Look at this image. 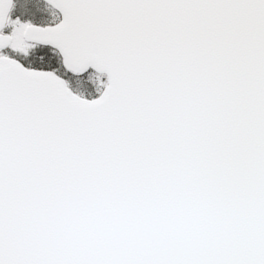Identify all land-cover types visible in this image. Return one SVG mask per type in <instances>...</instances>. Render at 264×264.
<instances>
[{
    "label": "snow or ice",
    "instance_id": "1",
    "mask_svg": "<svg viewBox=\"0 0 264 264\" xmlns=\"http://www.w3.org/2000/svg\"><path fill=\"white\" fill-rule=\"evenodd\" d=\"M0 0V264H264V0Z\"/></svg>",
    "mask_w": 264,
    "mask_h": 264
},
{
    "label": "trees",
    "instance_id": "2",
    "mask_svg": "<svg viewBox=\"0 0 264 264\" xmlns=\"http://www.w3.org/2000/svg\"><path fill=\"white\" fill-rule=\"evenodd\" d=\"M37 6L39 9L37 12H39V15L41 14V8H46V19L42 20L40 17L38 18L37 15L30 13L29 11L23 9V8H31ZM43 9V8H42ZM57 10H55L53 7H51L49 4L44 2L43 0H16V7L12 10L11 15L13 18L20 16L21 19H32L34 22L37 23H43V22H51L55 19V13Z\"/></svg>",
    "mask_w": 264,
    "mask_h": 264
},
{
    "label": "rangeland",
    "instance_id": "3",
    "mask_svg": "<svg viewBox=\"0 0 264 264\" xmlns=\"http://www.w3.org/2000/svg\"><path fill=\"white\" fill-rule=\"evenodd\" d=\"M42 8H41V11H40V13H41L40 15H39V12H37L38 9H39L37 6L33 7V9H31V8H23V9L29 11L30 13H33V14L37 15L38 18L40 17L42 20H45L46 19V16H45L46 14L45 13H46L47 10L44 7H42Z\"/></svg>",
    "mask_w": 264,
    "mask_h": 264
},
{
    "label": "water",
    "instance_id": "4",
    "mask_svg": "<svg viewBox=\"0 0 264 264\" xmlns=\"http://www.w3.org/2000/svg\"><path fill=\"white\" fill-rule=\"evenodd\" d=\"M44 2H46L47 4H49L51 7H53L50 3L49 0H43ZM56 10V9H55Z\"/></svg>",
    "mask_w": 264,
    "mask_h": 264
}]
</instances>
